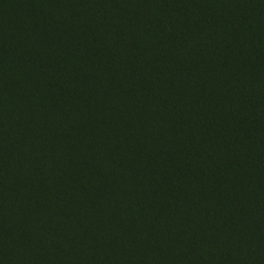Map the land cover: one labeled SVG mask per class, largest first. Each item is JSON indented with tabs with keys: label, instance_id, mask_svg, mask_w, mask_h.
Returning a JSON list of instances; mask_svg holds the SVG:
<instances>
[{
	"label": "trees",
	"instance_id": "trees-1",
	"mask_svg": "<svg viewBox=\"0 0 264 264\" xmlns=\"http://www.w3.org/2000/svg\"><path fill=\"white\" fill-rule=\"evenodd\" d=\"M0 4V264H264V0Z\"/></svg>",
	"mask_w": 264,
	"mask_h": 264
},
{
	"label": "rangeland",
	"instance_id": "rangeland-1",
	"mask_svg": "<svg viewBox=\"0 0 264 264\" xmlns=\"http://www.w3.org/2000/svg\"><path fill=\"white\" fill-rule=\"evenodd\" d=\"M24 0H0V4H16L18 2H22ZM34 1V0H33ZM95 1V0H94ZM93 1V2H94Z\"/></svg>",
	"mask_w": 264,
	"mask_h": 264
}]
</instances>
